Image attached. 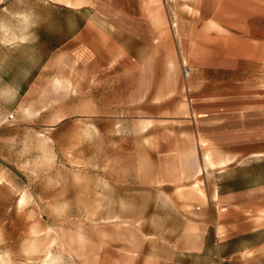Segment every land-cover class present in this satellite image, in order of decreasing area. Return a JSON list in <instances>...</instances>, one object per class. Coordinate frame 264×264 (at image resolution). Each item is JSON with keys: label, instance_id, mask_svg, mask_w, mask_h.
Segmentation results:
<instances>
[{"label": "crops", "instance_id": "obj_1", "mask_svg": "<svg viewBox=\"0 0 264 264\" xmlns=\"http://www.w3.org/2000/svg\"><path fill=\"white\" fill-rule=\"evenodd\" d=\"M155 1L0 0L11 108L39 118L78 101L45 127L82 118L63 128L108 133L119 213L130 190L162 199L131 208L135 227L160 231L108 264H264V0ZM194 176L205 199L184 216L171 202Z\"/></svg>", "mask_w": 264, "mask_h": 264}, {"label": "rangeland", "instance_id": "obj_2", "mask_svg": "<svg viewBox=\"0 0 264 264\" xmlns=\"http://www.w3.org/2000/svg\"><path fill=\"white\" fill-rule=\"evenodd\" d=\"M169 7L165 6L167 13ZM4 73L0 70V264H108L104 258L110 251L136 256L142 251L143 233L160 230L135 227L139 214L131 208L162 199L155 195L141 197L137 194L140 190H130L129 212L119 213L121 203L118 198L114 203V198L108 200L105 183L108 156H115L108 153V133H72L63 128L65 123H78L82 118L68 120L58 129H47L45 126L57 119L50 113L59 107H51L37 118L24 115L18 100L14 110L9 78ZM52 97L42 100L41 105L58 104ZM76 105L78 101H71L59 109L68 113ZM12 113L14 119L9 120ZM119 132L114 129L113 135ZM129 155L131 163V151ZM200 169L194 175L200 174ZM204 199L200 178L194 176L171 203L184 211L182 215L195 216L194 210ZM122 205L126 206L124 198ZM110 209L116 212L108 213ZM127 217L129 220L120 219ZM108 218L114 219L109 228ZM181 231L189 237L201 233Z\"/></svg>", "mask_w": 264, "mask_h": 264}, {"label": "built area", "instance_id": "obj_3", "mask_svg": "<svg viewBox=\"0 0 264 264\" xmlns=\"http://www.w3.org/2000/svg\"><path fill=\"white\" fill-rule=\"evenodd\" d=\"M182 75H183L184 79L189 78V76H190L189 70L187 68H182ZM13 118H14L13 114H10L8 116L9 120H13ZM220 264H229V262L223 261Z\"/></svg>", "mask_w": 264, "mask_h": 264}]
</instances>
